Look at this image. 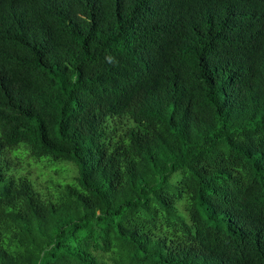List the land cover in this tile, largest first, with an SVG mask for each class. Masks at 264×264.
<instances>
[{
  "label": "trees",
  "instance_id": "obj_1",
  "mask_svg": "<svg viewBox=\"0 0 264 264\" xmlns=\"http://www.w3.org/2000/svg\"><path fill=\"white\" fill-rule=\"evenodd\" d=\"M0 264H264V0H0Z\"/></svg>",
  "mask_w": 264,
  "mask_h": 264
},
{
  "label": "rangeland",
  "instance_id": "obj_2",
  "mask_svg": "<svg viewBox=\"0 0 264 264\" xmlns=\"http://www.w3.org/2000/svg\"><path fill=\"white\" fill-rule=\"evenodd\" d=\"M13 164L20 167L24 173H29L30 178L34 180H41L42 178L47 177L48 175L54 174L57 178L65 179L67 176L74 173V170L69 165H64L67 169V176L55 174V172L50 167H41L38 163H35V160L30 159L27 154L24 153L23 156H20L19 160H13ZM22 173V171H20Z\"/></svg>",
  "mask_w": 264,
  "mask_h": 264
}]
</instances>
